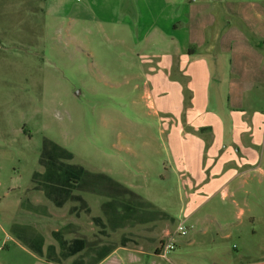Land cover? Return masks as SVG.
<instances>
[{"label": "crops", "instance_id": "1", "mask_svg": "<svg viewBox=\"0 0 264 264\" xmlns=\"http://www.w3.org/2000/svg\"><path fill=\"white\" fill-rule=\"evenodd\" d=\"M130 7L119 3L125 14L136 13V23L129 25L141 32L142 60L129 65L141 76V100L159 123L166 155L159 161L158 195H150L145 174L134 185L124 173L115 178L105 170L104 179L92 173L81 187L89 199L74 193L81 189L77 182L64 179L51 185L49 174H34L31 186L22 189L19 206L41 225L13 226V231L23 249L44 264H127L133 253L145 255L144 244L154 241L157 256L160 243L172 233L167 211L171 197L180 203L185 222L220 229L222 204L236 207L238 195H247L246 187L264 184V5L250 0H144ZM105 21L121 19L112 14ZM32 194L42 197L35 207L28 198ZM79 201L81 208L64 210L65 204ZM84 201L83 212L94 211L85 228L79 222ZM212 203L221 205L219 213L212 207L201 212ZM45 205L49 210L39 209Z\"/></svg>", "mask_w": 264, "mask_h": 264}, {"label": "rangeland", "instance_id": "2", "mask_svg": "<svg viewBox=\"0 0 264 264\" xmlns=\"http://www.w3.org/2000/svg\"><path fill=\"white\" fill-rule=\"evenodd\" d=\"M250 1L264 5V0ZM142 2L0 0V264H44L23 249L13 231V226L22 230L41 225L19 206L22 189L31 186L34 174H49L51 185L70 179L80 188L92 173L104 179L105 170L115 178L124 173L134 185L145 174L150 195L157 197L159 161L166 155L159 123L141 100V76L129 65L142 60L141 32L129 25L136 23V13L119 9V3L131 8ZM112 14L128 24H109L105 20ZM41 164L52 171L42 172ZM12 187L21 189L8 192ZM83 188L73 191L89 199L81 194ZM245 190L236 207L226 201L223 207L212 203L202 209H223L220 229L185 222L180 203L171 197L167 211L172 233L165 239L175 241L174 250L162 259L152 252L157 242L147 243L146 254L133 253L127 264L264 262V184L252 183ZM37 196L28 197L33 207L39 205L36 199L42 200ZM71 206L80 207L81 201L65 204L64 210ZM39 209L49 210L47 205ZM86 209L84 201L79 213L83 228L90 213ZM182 222L185 235L178 236L175 231Z\"/></svg>", "mask_w": 264, "mask_h": 264}, {"label": "built area", "instance_id": "3", "mask_svg": "<svg viewBox=\"0 0 264 264\" xmlns=\"http://www.w3.org/2000/svg\"><path fill=\"white\" fill-rule=\"evenodd\" d=\"M186 227L183 225V222L179 224L176 228L175 234L178 236L185 235ZM175 248V241L170 237L168 239L163 240L159 247L157 256L162 259H166L167 255L172 252Z\"/></svg>", "mask_w": 264, "mask_h": 264}, {"label": "trees", "instance_id": "4", "mask_svg": "<svg viewBox=\"0 0 264 264\" xmlns=\"http://www.w3.org/2000/svg\"><path fill=\"white\" fill-rule=\"evenodd\" d=\"M242 30H243V32L247 35V37H248L250 40H252V36H251V34H250L249 32H247V30H245L243 27H242ZM157 253H158V250L155 251V254H157ZM253 264H264V262L253 263Z\"/></svg>", "mask_w": 264, "mask_h": 264}]
</instances>
